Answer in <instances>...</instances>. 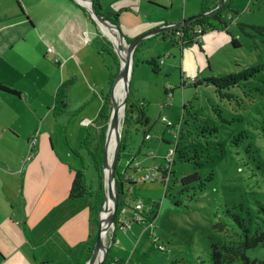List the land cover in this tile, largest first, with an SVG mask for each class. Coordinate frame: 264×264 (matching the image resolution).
I'll use <instances>...</instances> for the list:
<instances>
[{"label": "rangeland", "instance_id": "rangeland-1", "mask_svg": "<svg viewBox=\"0 0 264 264\" xmlns=\"http://www.w3.org/2000/svg\"><path fill=\"white\" fill-rule=\"evenodd\" d=\"M180 1L168 14L169 5L155 8L149 3H132L134 8H141L140 13L148 14L145 20L137 17L134 10L123 11L125 4L130 3L113 6L111 0H99V4L103 11L116 12L118 22L131 27L133 32L127 29L128 35L119 25L124 37L133 41L166 20L171 22L172 16L178 17L185 5V0ZM200 1L188 0L187 14L196 15ZM225 4L231 8L219 15L223 21L212 20L211 26L223 29L226 22L230 35L207 29L194 38L195 42L185 41L181 49L172 39L158 34L138 46L137 52L143 50L135 55L129 86L133 103L146 102L149 123L138 125L132 119L126 126L130 141L121 153L118 169L132 159L139 167L130 170L134 172L135 184H124L122 188L129 208L124 207L117 215L119 223L129 220L131 228H117L110 246L114 230L108 231L105 238L110 264H212L211 245L238 229L233 216L249 218L247 212L254 216L264 206V31L252 28L264 26V0H225L222 6ZM99 35V45L101 38L109 41L100 31ZM232 37L239 41V47L231 44ZM103 57L114 80V60L107 54ZM151 58L162 60L156 73L144 62ZM52 68L44 73L54 83L57 77L53 65ZM226 76L229 78L218 82V86L204 82ZM111 85H107V92ZM50 90L51 87L44 89L45 101ZM30 92L37 98L38 87H31ZM132 116L135 118L136 114ZM167 121L173 126L167 128ZM124 129L122 125L121 137ZM168 130L177 131L175 139ZM145 131L151 139L144 140ZM173 152L175 163L168 172L172 181L163 187L159 181L146 180L154 165L168 168ZM84 159L85 165L91 163L85 169L86 184L97 188L92 158L86 153ZM194 172L204 184L203 189L199 181L186 187L180 184L182 176ZM210 175L211 179L206 181ZM128 189L132 192L131 200L126 198ZM136 201L143 205L141 210H135ZM219 221L226 224L227 231L214 227ZM246 255L256 264H264V245L248 250Z\"/></svg>", "mask_w": 264, "mask_h": 264}, {"label": "crops", "instance_id": "crops-1", "mask_svg": "<svg viewBox=\"0 0 264 264\" xmlns=\"http://www.w3.org/2000/svg\"><path fill=\"white\" fill-rule=\"evenodd\" d=\"M187 2L172 21L195 15L187 14ZM110 3H130L123 11L134 10L145 20L148 14L132 3L169 5L168 14L173 11L171 3L181 1ZM79 6L74 0H0V83L18 92L17 96L0 92V264H77L96 237L98 186L87 183L88 195L76 200L68 193L79 164L87 182L85 169L91 163L85 165L84 157L96 146L100 129L96 117L109 93L110 68L99 51V29ZM119 25L129 35L126 30L131 27L120 20ZM48 46H53L52 53ZM52 65L54 83L44 73ZM34 86L37 98L30 92ZM46 87L51 90L45 101ZM57 91L62 99L56 104ZM133 173L127 174L135 180Z\"/></svg>", "mask_w": 264, "mask_h": 264}, {"label": "trees", "instance_id": "trees-1", "mask_svg": "<svg viewBox=\"0 0 264 264\" xmlns=\"http://www.w3.org/2000/svg\"><path fill=\"white\" fill-rule=\"evenodd\" d=\"M91 1L93 3L94 9L96 10L97 13H99V15L103 16L105 19H107V20L113 22L114 24H116L117 26H119L117 13L103 11L102 8L100 7L99 0H91ZM218 2H219V0H214V2L211 5L212 10L215 8V6L218 4ZM79 8L82 9L83 12L87 14L85 9H83L80 6H79ZM229 8H231L230 5L225 4L220 9L211 13L210 16L205 17V18L203 16H201V17L195 19L193 24L198 23L202 27L201 31L198 33L197 36H195L193 33L189 32V28H190L191 24L185 25L183 28L169 29V30H166L160 34L163 37H168V38L172 39V36L175 34L176 31L180 32V30H184L185 33L183 34V37L181 39H179V41L176 43V45H180V46H182V43L184 44L185 41L188 44L195 42L194 38H197L198 36L204 34L207 29L208 30L210 29L212 31L213 30L224 31L226 34L230 35V33H229V27L230 26L227 28L226 26L228 24L226 22H223V26H224L223 29H220L219 27L213 29V27L211 26V23H213L212 20L213 21H223V19L220 18L219 15L223 11H225ZM252 28H254L255 30H258V31H264V26L263 27H252ZM100 40L102 43H100V45H99V51L101 52L102 55L107 54L108 56L113 58L114 63L116 65V71H117L116 75H117L118 69H119L118 57H117L116 53L114 52L113 47L109 41H107L104 38H101ZM126 40L128 42L131 41L129 38H126ZM231 44L234 47L240 46L239 41L234 37H232V39H231ZM136 51H138V47L134 52L133 68H134V64L136 62V59H135ZM144 62L148 66H150V68L152 69L153 72L156 73L159 71V68H160L159 65L161 63V59H159L157 61V59L151 58L149 60H145ZM116 75H115V77H116ZM109 76H110V78L108 81L110 83L109 85H111L114 80H113V77L111 75H109ZM226 78H229V76H226L223 78H210V79H206L204 82L209 81V82H212L214 84L215 83L217 84L218 82L225 81ZM193 82L196 83L197 81L195 79H193ZM217 86H218V84H217ZM0 92L10 94V95H15V96L18 95V92L16 90L8 88L1 83H0ZM132 98H133L132 93L130 92V89H129V94L127 97V104H126V109H125V117H124V121H123V126L125 127V129H124V135L122 136L121 142H120L119 159L121 158V153L127 149V145L130 141V137L128 136L126 126L128 124H130L132 119H134L132 123L138 124V125L146 126L149 123V119L145 114L146 102L138 100V101H135V103H133L131 100ZM61 99H62V92L57 91V93H56V104L59 101H61ZM110 112H111V102H110V96L108 93L104 97L102 106H101L99 113L96 117L97 125L100 127L99 133L97 135L96 146L94 149L88 150V153L91 156L92 161H93L94 169L96 170V173H97L98 189H97L96 196H97V203H98L97 207L99 210L101 209V206H102L103 201H104L103 192H102V188H101V178H102L101 165H102V155H103V143H104V139H105V132L107 129V124H108L109 117H110ZM134 113L136 114L135 118L132 116V114H134ZM165 126L167 128H169L166 125V123H165ZM168 133H170L171 136H173L175 139L174 130L173 131L168 130ZM146 135L149 136L148 139H146ZM143 137H144V140L151 139V136H150L149 132H147V131L144 132ZM85 146L88 147V143H86ZM176 153H177V151H176ZM176 153H174L172 155L173 156L172 163L168 164V168H162L160 166H156V168L153 169V173L155 175H154V178L152 180V183L159 181L160 184L163 187H165L169 182L172 181V180H169V177L171 175H169L168 172H170L169 167L175 163ZM178 158L181 159L180 156H178ZM132 164H134L133 159L130 160V163L125 165L121 170L118 169V164H117V168H116V186H117V192H118V212H117V215L119 214V212L122 209H124V207L129 208V204L123 200L124 195L122 193L123 192L122 188H123L124 184H127L129 186L135 184V180L133 179V177H129V175L127 174L129 170L135 169V167H133ZM171 173H173V172L171 171ZM210 179H211V175L208 177V179L206 181H209ZM197 181H199V183H200L199 187L201 189H203L204 184L201 183L200 177L196 172L189 174V175H184L180 178V184L183 187L191 185L192 183L197 182ZM89 190L90 189L86 184V180H85L83 170L82 169L81 170L80 169L74 170V176H73V180L71 182V186L69 188L68 198L71 200H76V199L82 198L83 196L88 195ZM126 198L129 200L132 199L130 189L127 190ZM152 205H153V203H152ZM158 209L159 208H156L157 211H158ZM155 214H156V212H155ZM247 215L249 218H242V219L239 216H233L235 222L238 225V229H234L232 231V234L231 233L227 234L225 239L218 240L217 243H213L211 245V262H212V264H233L234 262L239 261V260H241L242 264H256V262L254 260H250L247 257L246 252L248 250L256 248L257 246L264 245V206H261L259 208V210L255 213L254 216H252L250 212H247ZM118 226H119V222H118L117 216H116L115 221H114V231H113V235L111 238V242H113L114 232L116 231ZM214 227L221 232L226 230V224L222 221L217 222L214 225ZM95 238L96 237H93L91 239V241L85 246V248L83 250V254L81 255V258L79 259L77 264H85V262L91 256L93 246L95 243ZM159 249H161V248L159 247ZM105 264H110V263H109V261L106 260ZM195 264H202V263L197 262Z\"/></svg>", "mask_w": 264, "mask_h": 264}, {"label": "water", "instance_id": "water-1", "mask_svg": "<svg viewBox=\"0 0 264 264\" xmlns=\"http://www.w3.org/2000/svg\"><path fill=\"white\" fill-rule=\"evenodd\" d=\"M74 1H76L77 4H79L83 9H85V11L88 12L91 20L97 25L102 35L104 34L102 32L101 24H106L112 29L116 38L120 42L126 43L125 54L123 55V58H121L119 53L115 50L112 41L106 36V38L112 44L114 52L119 58V69L111 85L110 92H109L110 102H111V112H110V117H109V121L107 124V129L105 132L104 143H103V155H102V165H101V169H102L101 188L103 191L104 201L99 211L98 228L96 232V238H95L93 250H92L91 256L85 262V264H105L107 260L108 247L111 244V239H110L109 246L108 247L106 246L107 245L105 243V238L107 235L106 233L110 229L114 230V221H115V218L118 212V192H117V186H116V168L120 160L119 155H120V142L122 138L121 137L122 125H123V121L125 117L127 97H128L129 89H130L129 85H130L131 72L133 69L132 63H133L134 52L144 39L149 38L151 36H156L169 29L182 28L184 25L199 18L200 15L191 17L187 20H182L180 22L172 21V20L170 22L166 20L161 26L153 30H150L148 32H145L141 34L139 37L135 38L133 41L128 42L126 38L124 37V35L122 34L121 30L119 29V26L105 19L103 16L99 15V13L96 12L91 0H74ZM224 2L225 0H219L218 4L215 6L213 10H211L210 14L220 9ZM122 48H124L123 45H122ZM119 80L120 81L122 80L125 83V95L121 99V101L117 103L113 97V91H114L115 84ZM120 108L122 110L120 114L121 123H120V117H119ZM113 134L115 135V144H114L111 158L109 160L107 148H108L110 137ZM108 198L111 201L110 209L108 210L106 217L102 218L101 216L105 214V204Z\"/></svg>", "mask_w": 264, "mask_h": 264}, {"label": "bare ground", "instance_id": "bare-ground-1", "mask_svg": "<svg viewBox=\"0 0 264 264\" xmlns=\"http://www.w3.org/2000/svg\"><path fill=\"white\" fill-rule=\"evenodd\" d=\"M101 28H102V32L105 36H107L113 43L115 50L119 53L120 57L123 58V55L125 54V49H126V43L125 42H120L114 32L112 31V29L106 25V24H101ZM122 45L124 46V48H122ZM125 95V83L121 80L117 81V83L115 84L114 87V91H113V97L115 99V101L118 103L121 101V99L124 97ZM120 113H119V117H120V123H121V108L119 109ZM114 144H115V135L113 134L110 137L109 143H108V158L110 160L112 152H113V148H114ZM110 205H111V201L108 198L107 202L105 204V214H103L101 217L104 218L106 217L108 210L110 209ZM111 231V229L109 230ZM107 234V233H106Z\"/></svg>", "mask_w": 264, "mask_h": 264}, {"label": "built area", "instance_id": "built-area-1", "mask_svg": "<svg viewBox=\"0 0 264 264\" xmlns=\"http://www.w3.org/2000/svg\"><path fill=\"white\" fill-rule=\"evenodd\" d=\"M182 37L183 36H180V32L179 31H176L175 34L172 36V40L176 44L179 41V39H181ZM53 51H54L53 46H48L47 52L48 53H52ZM165 123H166V125L168 127L173 126L172 123L169 122V121H167ZM174 134H175V137H176V135H177V131L176 130H174ZM148 138H149V136L146 135V139H148ZM35 142H36V138L34 137V138H32L29 141V146L32 148L33 145H35ZM173 154H174V152H173ZM155 168H156V165L153 166V169H155ZM154 175H155L154 173H152V174H146L145 179L152 181L153 178H154ZM142 208H143V205L140 203V201H137L136 204H135V210L138 211V210H141ZM118 228H121L122 230H129L131 228L130 221L127 220L126 222L119 223Z\"/></svg>", "mask_w": 264, "mask_h": 264}, {"label": "flooded vegetation", "instance_id": "flooded-vegetation-1", "mask_svg": "<svg viewBox=\"0 0 264 264\" xmlns=\"http://www.w3.org/2000/svg\"><path fill=\"white\" fill-rule=\"evenodd\" d=\"M214 2V0H201V8H200V10H199V12L195 15V16H198V15H200V17L201 16H203L204 18L205 17H208V16H210V12H211V5H212V3ZM203 4V5H202ZM171 5H173V9L175 8V6H176V3H171ZM87 12V11H86ZM87 16L90 18V15L88 14V12H87ZM91 19V18H90ZM161 19V18H160ZM189 19V18H188ZM182 20H187V19H180V20H176V21H178V22H180V21H182ZM195 21V20H194ZM194 21H192V22H190V23H188V24H186V25H190L191 24V26H190V28H189V32H191V33H193L195 36H197L198 35V33L201 31V26L198 24V23H195V24H193V22ZM185 26V25H184ZM183 26V27H184ZM182 27V28H183ZM185 32H184V30H180V36H183V34H184Z\"/></svg>", "mask_w": 264, "mask_h": 264}]
</instances>
